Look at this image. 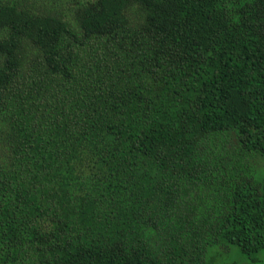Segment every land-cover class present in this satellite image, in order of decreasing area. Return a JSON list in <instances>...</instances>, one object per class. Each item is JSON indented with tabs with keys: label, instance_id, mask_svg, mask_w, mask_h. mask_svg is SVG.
<instances>
[{
	"label": "trees",
	"instance_id": "obj_1",
	"mask_svg": "<svg viewBox=\"0 0 264 264\" xmlns=\"http://www.w3.org/2000/svg\"><path fill=\"white\" fill-rule=\"evenodd\" d=\"M0 264H264V0H0Z\"/></svg>",
	"mask_w": 264,
	"mask_h": 264
}]
</instances>
